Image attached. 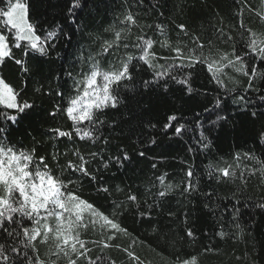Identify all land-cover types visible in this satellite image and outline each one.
Returning a JSON list of instances; mask_svg holds the SVG:
<instances>
[{"label":"snow or ice","instance_id":"obj_1","mask_svg":"<svg viewBox=\"0 0 264 264\" xmlns=\"http://www.w3.org/2000/svg\"><path fill=\"white\" fill-rule=\"evenodd\" d=\"M144 3L145 0L122 3L119 16L107 27L88 34V49L76 45L80 70L67 72L72 81L68 97L63 105L54 104L48 113L50 117L62 114L70 122V129L55 127L49 129V133L57 140L72 142L71 154L52 151L38 155L35 147L24 148L10 141L3 124H16L35 107L22 96L27 77L36 67L29 63L30 54L49 56L58 37L63 36L70 42L74 33L65 32L60 24L45 28L30 0H0V4L6 5L0 7V264H117L107 255L111 250L123 253L129 264H150L134 249L143 241L122 223L126 214L148 224L165 249H172L167 264H200L202 255L215 254L218 249L206 245L198 252L186 251L184 245H193L198 239L196 230L188 225L187 210L181 213L186 225L183 236L165 231L159 225L161 214L169 221L177 219L171 207L166 213L162 208L176 189L181 197L195 193L206 198L203 207L221 221L215 236L223 240L225 237L240 239L244 235L246 205L234 196L229 201L231 208L228 204L214 203V192L201 193L200 180L193 167L184 170L183 180L176 185L166 182L167 173H163L146 183L143 189L131 184L113 187L107 180L98 179L100 169L92 167L98 157L103 159L101 153L89 152L86 156L75 147L77 141L95 145L102 137L103 144L109 143L104 129L115 127L117 122L106 124L102 115L107 109L119 110L128 92L139 94L140 89L147 92L162 87V94H166L169 83H174L189 98L207 96L205 86L196 87L200 75L214 86V94L211 106L206 105L203 113H197V119L190 122L198 138L189 152L211 148L212 140L205 133L213 132L222 121L229 122L228 100L253 121L258 115L264 117L261 110L264 109V0L256 4L252 0H240L233 17L235 23L228 25L218 17L212 33L204 36L190 32L188 25L179 23L175 26V41L168 38L163 24L141 26L140 12L144 10ZM82 6V0H71L67 9L69 24H77L76 9ZM253 18L258 26L251 24ZM145 28H151L153 35L149 36ZM15 50L21 55L17 56ZM102 60L107 67L101 65ZM13 70L25 77L19 86L9 80ZM36 70L39 72L38 68ZM141 71L148 73L149 78L142 79L137 87L134 73ZM237 77L244 78L242 86H237ZM35 91L41 93L42 88ZM53 92L57 97H65V92L58 87L49 88L44 94L52 96ZM250 93L258 95L259 105L254 104ZM250 107L257 110L249 111ZM203 114H207L205 120L200 119ZM179 120L177 115H169L162 131L167 133L171 129L176 136L193 131ZM258 136L264 139V128ZM156 143L154 136L149 138L150 146ZM257 148L261 152L259 156L251 149L233 156L237 162H250L251 167L241 163L235 167L228 163L222 167L210 163L208 179L220 182L238 178L247 185L252 177L264 178V143L258 142ZM145 155L144 151L138 153L140 157ZM131 160L128 152L121 149L119 155L107 158L103 168L115 164L123 169ZM156 167L153 163L152 168ZM85 182L94 187L96 198L83 195ZM115 194H119V198ZM256 207L264 209V202ZM226 226L229 231H225ZM248 236H251L250 230ZM122 238L129 239L127 245L121 242Z\"/></svg>","mask_w":264,"mask_h":264},{"label":"trees","instance_id":"obj_2","mask_svg":"<svg viewBox=\"0 0 264 264\" xmlns=\"http://www.w3.org/2000/svg\"><path fill=\"white\" fill-rule=\"evenodd\" d=\"M36 16L43 23L45 28H50L56 24L64 27L65 32L72 35L69 42L63 36L55 41V48L50 50L49 56H40L32 53L29 56V63L35 65L27 77V87L22 96L29 102L34 103L35 107L28 110L26 116L16 124L5 123L8 139L13 143L24 148L35 147L37 154H48L52 151L68 152L71 154L73 143L66 139L61 141L51 137L49 129L60 127L64 130L71 128L70 122L62 115L57 114L50 117L48 113L53 110L54 104H64L72 87V81L68 78L69 70L78 72L80 65L76 57V45L88 49L90 32H101L103 27L119 16L122 3L128 0H82V8L76 9L77 24L71 25L68 22L67 9L71 0H30ZM240 0H145L144 10L140 12L141 26H155L163 24L167 30L168 38L175 41L177 32L175 26L185 23L189 26V31L204 36L205 33H212L213 26L218 22L217 18L231 25L235 23L233 17L237 14V4ZM258 3V0H252ZM6 6L0 4V7ZM153 6H155L153 8ZM163 13V15H161ZM246 22L247 14H246ZM251 24L256 25L255 18ZM79 31H75L76 28ZM149 36H152L151 28H145ZM155 38V37H154ZM16 55L20 56L19 50H15ZM59 54V55H57ZM35 57V59H33ZM103 67H107L101 61ZM39 69L37 72L36 69ZM136 86L140 85L142 79L149 78V74L141 71L135 74ZM60 76L57 80L55 77ZM22 76L18 71L13 70L9 76L10 82L14 86H19ZM238 87L244 84V78L237 77ZM205 86L207 96L198 95L195 98L185 96L179 89L180 86L169 83L168 92L163 93L162 87H157L154 91L147 92L142 89L139 94L136 91L128 92L124 96V104L119 110L107 109L102 118L106 124L113 121L117 122L115 127H105L104 134L108 138L107 145L97 142L95 145L89 142L75 143V147L87 156L89 152H100L103 159L98 157L93 163V168H99L98 179L107 180L110 186L133 185L134 188L143 189L146 183H150L156 176L167 173L166 182L173 185L179 184L184 178V170L191 166L195 169L200 180V191L214 192L216 199L214 203L224 205L235 197L242 204L246 205L243 211L246 213L244 223V235L240 239L225 237L223 240L214 235L220 228L221 221L212 211L203 207L206 198L202 195L193 194L191 197H181L179 189H176L163 203L164 213L171 207L177 213L175 221H169L165 214L159 216V225L165 231H171L177 236H183L186 225L182 222L181 213L185 210L189 212L188 225L192 226L197 232L198 239L193 245L185 244L187 252H198L202 246L210 245L218 249L215 254L202 255L200 264H264V209L256 207V204L264 202V178L252 177L247 185L241 183L237 178L229 181L217 182L215 179L209 180L207 168L213 165L224 166V163H237L251 167L250 162H237L233 159L235 153H243L249 149L259 156L260 150L257 143H264V139L258 133L264 128V117H257L253 121L249 116H245L240 109L227 101L229 122H220L213 132L205 133L212 140V146L207 150H197L189 152L190 146H196L198 132L192 123L197 119V113H203L204 107L211 106L214 86L207 83L203 75L197 79L196 87ZM230 87L232 85H229ZM59 88L65 92V97H57L55 92L52 96L44 93L49 89ZM42 88L41 93L35 91ZM250 98L254 104L259 105L260 101L256 93H250ZM142 101V103H141ZM256 107H250L249 111H256ZM264 110V109H261ZM175 114L180 123L188 124L193 131L182 133L176 136L170 129L167 133L163 132V125L167 122L169 115ZM207 114L200 116L205 120ZM215 117H213L214 119ZM149 122L156 127L150 126ZM175 124V122H174ZM156 138V145L150 146L148 140ZM121 149L127 151L132 157L130 163L123 169L111 164L108 169L103 168V163L109 156L119 155ZM140 151H144V157L138 156ZM63 162V158H62ZM156 163L157 167L152 168ZM86 198H96V192L92 185L87 182L82 188ZM119 198V194H115ZM103 202V201H98ZM227 220V216H225ZM122 223L139 237L143 243H137L134 249L137 254L150 262V264H167L171 248L165 249L161 240L152 233L148 224L140 223L133 219L131 215H125ZM230 229L226 226L225 231ZM251 236H248V231ZM234 231V230H233ZM121 242L125 245L129 242L128 238H122ZM107 255L117 261V264H129L125 255L117 250L107 252ZM240 257V259H237Z\"/></svg>","mask_w":264,"mask_h":264}]
</instances>
